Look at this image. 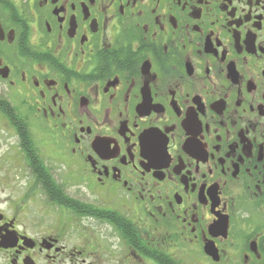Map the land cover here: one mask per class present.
<instances>
[{"label":"flooded vegetation","instance_id":"flooded-vegetation-1","mask_svg":"<svg viewBox=\"0 0 264 264\" xmlns=\"http://www.w3.org/2000/svg\"><path fill=\"white\" fill-rule=\"evenodd\" d=\"M0 264H264V0H0Z\"/></svg>","mask_w":264,"mask_h":264}]
</instances>
